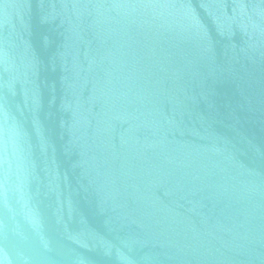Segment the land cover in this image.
I'll use <instances>...</instances> for the list:
<instances>
[{"label":"water","instance_id":"obj_1","mask_svg":"<svg viewBox=\"0 0 264 264\" xmlns=\"http://www.w3.org/2000/svg\"><path fill=\"white\" fill-rule=\"evenodd\" d=\"M0 264H264V0H0Z\"/></svg>","mask_w":264,"mask_h":264}]
</instances>
